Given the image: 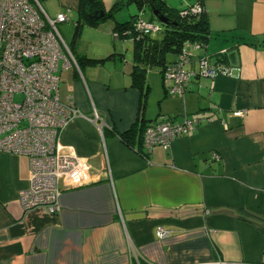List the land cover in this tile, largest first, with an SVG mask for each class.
<instances>
[{
  "label": "crops",
  "instance_id": "1",
  "mask_svg": "<svg viewBox=\"0 0 264 264\" xmlns=\"http://www.w3.org/2000/svg\"><path fill=\"white\" fill-rule=\"evenodd\" d=\"M101 1L108 12L120 0ZM163 1L179 9L197 0ZM56 4L48 15L69 13L75 24L79 0ZM131 5L98 26L83 24L73 49L66 42L74 62L60 61L58 98L84 117L60 143L90 171L59 183L56 212L21 208L29 160L0 151V264H264V0H202L211 37L194 54L212 60L234 50L231 74L197 73L182 97L148 72L144 106L131 85L133 42L112 31L137 13ZM94 111L101 131L89 120ZM185 115L205 120L167 150L138 139L144 156L119 138L141 119Z\"/></svg>",
  "mask_w": 264,
  "mask_h": 264
},
{
  "label": "built area",
  "instance_id": "2",
  "mask_svg": "<svg viewBox=\"0 0 264 264\" xmlns=\"http://www.w3.org/2000/svg\"><path fill=\"white\" fill-rule=\"evenodd\" d=\"M201 11H204L201 5L193 4L180 14ZM70 21L69 13L50 17L39 0H0V151L29 160L28 186L18 192V202L24 211L41 208L56 212L61 193L59 183L75 184L90 171L86 160L60 143L69 123L76 117H84L74 105L58 98L60 61L64 67L74 59L57 24ZM159 28L158 24L145 20L141 12L133 24L137 34H153ZM199 48L198 43L185 42L181 52L165 67L162 80L168 95L183 97L197 73L210 79L218 74H231L236 58L234 63L217 64L216 58L195 55ZM223 54L228 52L221 51L219 55ZM194 62L197 69L189 68ZM16 95H21V100H15ZM89 120L100 131L106 126L95 111ZM202 120L205 119L186 115L180 119L156 118L145 125L142 145L147 149L159 145L167 150L175 139L192 132ZM211 158L217 159L218 155L213 153ZM157 234L163 237L167 232L159 229Z\"/></svg>",
  "mask_w": 264,
  "mask_h": 264
},
{
  "label": "trees",
  "instance_id": "3",
  "mask_svg": "<svg viewBox=\"0 0 264 264\" xmlns=\"http://www.w3.org/2000/svg\"><path fill=\"white\" fill-rule=\"evenodd\" d=\"M130 3L135 4L137 13L124 22H115L112 31L118 39H129L133 42V64L130 72L131 85L141 91L142 104L144 106L149 91L147 84L148 72L158 71L163 75L165 67L177 57L185 42L198 43L200 46L199 49L204 48L211 37V30L205 10L198 14L190 12L183 15L180 14L181 11H186L188 7L193 4H199L203 7L202 0H197L192 4H186L179 9L167 6L163 0H120L116 2L108 12L103 10L101 0H79L77 8L78 17L73 26L70 48L73 49L76 45L83 24L98 26L102 20L114 17L118 11ZM100 10L104 11L103 16L94 18V12H99ZM153 10H156L158 15H162L166 18L164 24L158 22L157 18L152 13ZM145 11H148L147 18L143 16ZM140 12L145 20L159 25L160 28L157 32L144 35L137 34L133 30L134 21ZM257 41L259 40L256 39L255 42ZM219 54L220 52L215 56L217 64L220 62H235L236 53L234 50H230L227 55L223 54V56H220ZM170 56H173L172 60H169ZM109 57H111V55L107 58ZM91 61L94 60L91 59ZM100 61H103V59H100ZM146 124L147 123L143 122L141 119L139 123H134L128 131L119 135L120 140L124 144L133 147L144 156H146V153L141 151L140 144H138V147H134L133 145L136 141L138 142V139L139 142L140 139L142 142V134Z\"/></svg>",
  "mask_w": 264,
  "mask_h": 264
},
{
  "label": "rangeland",
  "instance_id": "4",
  "mask_svg": "<svg viewBox=\"0 0 264 264\" xmlns=\"http://www.w3.org/2000/svg\"><path fill=\"white\" fill-rule=\"evenodd\" d=\"M39 2L41 4L42 8L47 12V14L50 15V14L54 13V11L56 9V6H57L56 0H48L46 3H45L44 0H39ZM240 5L242 6V8L244 7L243 1L240 2ZM133 8H136V7L134 5H131L130 6V10H133ZM122 12L125 14V18L126 17L128 18L127 9H124ZM147 15H148V11H145L144 14H143L144 18H147ZM73 26H74V22L73 23L72 22H66L63 25H61L60 28H59L64 41L67 42L68 44H70V42H71V37H72V34H73ZM128 51H129V55L131 56L132 55L131 54L132 53L131 46L129 47ZM21 98H22L21 95H16L15 96V100H17V101L21 100Z\"/></svg>",
  "mask_w": 264,
  "mask_h": 264
},
{
  "label": "water",
  "instance_id": "5",
  "mask_svg": "<svg viewBox=\"0 0 264 264\" xmlns=\"http://www.w3.org/2000/svg\"><path fill=\"white\" fill-rule=\"evenodd\" d=\"M152 13L157 18L159 23L164 24L166 22V18L162 15H158V12L156 10H153ZM103 14H104V11L100 10L99 12H94L93 17L100 18L103 16Z\"/></svg>",
  "mask_w": 264,
  "mask_h": 264
}]
</instances>
